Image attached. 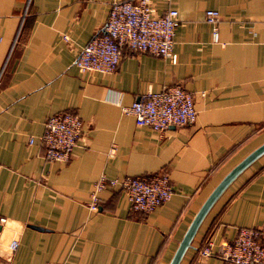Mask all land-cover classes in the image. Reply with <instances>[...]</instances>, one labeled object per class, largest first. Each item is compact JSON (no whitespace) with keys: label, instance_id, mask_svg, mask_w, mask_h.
I'll return each instance as SVG.
<instances>
[{"label":"crops","instance_id":"obj_1","mask_svg":"<svg viewBox=\"0 0 264 264\" xmlns=\"http://www.w3.org/2000/svg\"><path fill=\"white\" fill-rule=\"evenodd\" d=\"M150 2L177 10L174 61L123 47L100 73L72 62L110 0H0V264H167L207 194L264 142V0ZM206 9L218 13L216 41ZM176 83L192 95V122L158 132L122 110ZM60 111L79 117L80 135L66 160L47 161L39 135ZM157 172L171 194L148 212L129 210L117 186L98 193L96 210L86 206L100 174ZM239 227L264 244V151L218 194L177 264H225L196 249L209 239L215 250Z\"/></svg>","mask_w":264,"mask_h":264},{"label":"built area","instance_id":"obj_2","mask_svg":"<svg viewBox=\"0 0 264 264\" xmlns=\"http://www.w3.org/2000/svg\"><path fill=\"white\" fill-rule=\"evenodd\" d=\"M215 9L204 10V19L212 24L211 37L217 39ZM178 24L177 10L166 8L155 12L150 0H110L106 20L101 29L83 44L73 58V65L81 72H111L126 47L132 52H147L174 61L172 52L173 31ZM64 38V35L62 36ZM1 73V69H0ZM132 116L136 125L149 126L162 131L168 126H179L194 120L192 95L180 84L162 85L158 90H145L128 106L122 108ZM81 120L70 111H60L46 117L39 141L42 156L47 161H64L76 143ZM32 137L27 138L31 142ZM113 152L109 146L107 153ZM117 186L128 201L129 210L145 213L171 194L167 174L157 172L147 175H124L119 178L100 174L88 192L86 206L96 210L98 193L106 187ZM4 217L0 216V222ZM209 239L198 247L199 257L215 255L225 264H264V244L260 232L252 227H239L229 241H222L215 250ZM17 240L11 239L8 248L14 250Z\"/></svg>","mask_w":264,"mask_h":264},{"label":"water","instance_id":"obj_3","mask_svg":"<svg viewBox=\"0 0 264 264\" xmlns=\"http://www.w3.org/2000/svg\"><path fill=\"white\" fill-rule=\"evenodd\" d=\"M264 151V142L259 144L248 154H246L242 159H240L234 166H232L215 184L211 191L207 194L205 199L202 201L196 212L190 219L187 227L185 228L180 240L178 241L169 261L167 264H177L182 253L189 246V242L199 224L202 217L206 213L209 206L218 196V194L223 190V188L230 182V180L250 161H252L257 155Z\"/></svg>","mask_w":264,"mask_h":264}]
</instances>
